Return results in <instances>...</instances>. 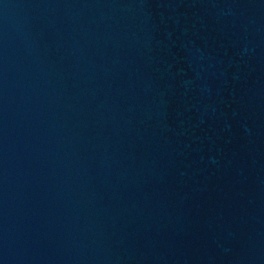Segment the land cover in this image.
<instances>
[{
    "label": "water",
    "instance_id": "1",
    "mask_svg": "<svg viewBox=\"0 0 264 264\" xmlns=\"http://www.w3.org/2000/svg\"><path fill=\"white\" fill-rule=\"evenodd\" d=\"M0 264H264V0H0Z\"/></svg>",
    "mask_w": 264,
    "mask_h": 264
}]
</instances>
